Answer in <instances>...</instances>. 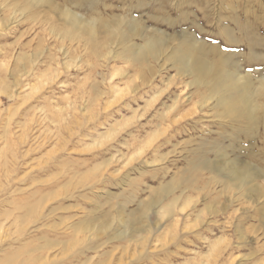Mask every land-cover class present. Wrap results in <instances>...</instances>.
<instances>
[{"label": "rangeland", "instance_id": "obj_1", "mask_svg": "<svg viewBox=\"0 0 264 264\" xmlns=\"http://www.w3.org/2000/svg\"><path fill=\"white\" fill-rule=\"evenodd\" d=\"M94 1L51 0L134 20L173 49L192 36L219 74L264 80V0ZM46 6L20 20L0 4V264H264L263 112L246 126L217 96L200 111L171 51L147 70L102 36L93 51L62 41ZM236 171L254 177L241 187Z\"/></svg>", "mask_w": 264, "mask_h": 264}, {"label": "bare ground", "instance_id": "obj_2", "mask_svg": "<svg viewBox=\"0 0 264 264\" xmlns=\"http://www.w3.org/2000/svg\"><path fill=\"white\" fill-rule=\"evenodd\" d=\"M69 3V5L75 9L85 7L89 10H92L95 7L94 0H69ZM0 4H2V6L4 7L6 6L7 9L8 7H10V11L12 10L13 15L20 18V20L25 18L26 12H30L32 9L41 6V4L47 5L51 8L50 11L58 13V16L60 17L59 19H61L65 24V31L62 32L55 31V29L51 27L52 25H50L51 34L56 36L58 39H61L62 41L69 40L71 42H76L77 44L84 42V46L87 45L88 48V45H90L92 47L91 50L93 51V48L98 47L99 42H101L99 41L100 37L102 36L104 40L107 41V43L111 46H120L121 53L123 54V58L125 61L130 62L131 64H135L136 66H143L147 70H152V67H150L152 65L151 61L158 62L162 55H167V53L171 51V55L165 58L164 62L172 60L175 65V70L180 73L181 76L186 75L190 77L191 82L188 84L190 87H194V92L192 93V96L195 94H199V100L194 104H198L197 108L200 111L207 108L209 103H212L214 97L217 96L218 98L216 106H228L231 112L229 116L231 118L240 120L246 126L255 125L258 119L257 114L260 112H263L264 114V110L262 108L264 102L261 101L264 99V80L259 84V87L257 89L251 90L249 82L244 78L236 75L234 76L227 74L224 71L219 74V71L215 67V65L208 63V61L201 59L199 56H195L198 53H203V51L205 50L207 51L208 46H206L205 43L203 44L197 41L192 36H186L183 38L176 37L171 39L170 41H176L178 44L177 47L173 49V47L169 45V42L165 43L168 40H165V37H163L161 33L154 30L152 33H149V31H147L145 28H140L134 20H126L125 22L121 20V23H118V19L113 20L111 22L101 21L100 18H92L90 20H85L76 12L70 10L69 7H66L68 5H63V9H58V6H54L51 0H0ZM41 15L42 14L38 15L37 17ZM26 18L30 19L32 21H30L31 23H34V21L36 22L37 20L34 14H30L29 16L27 15ZM47 19L45 18V20ZM7 23L13 24L16 23V20L14 22H12V20H7L3 24V27L5 29L8 26ZM133 38H139L141 40V44L131 43ZM182 45H184V47L188 49L183 48ZM155 75L151 74V76ZM143 83H145V80H143ZM236 88L246 95L240 96L237 93ZM236 94L239 95L240 102H238ZM259 100L261 102H259ZM178 107L179 101L178 98H176L173 104L167 108L166 114L164 113L165 116L163 117L165 119L168 118V116L173 111L177 110ZM164 114L162 113L161 115ZM162 134L163 133L157 135L160 136ZM200 165L203 166L204 163ZM231 175L234 176L233 179L237 181L241 187L244 185L245 179L250 181L254 177L253 174L246 173L245 178L239 179L237 177V175H239V171L233 172ZM162 191L164 192L165 196H168L169 194L173 193V190L170 186L165 187ZM175 200H173V202ZM37 213V210H33L32 212H30V214L34 215ZM143 216H145V214ZM25 231L26 226H21L18 235H22L21 232ZM26 254L28 255V253ZM27 262L28 261H25V263ZM25 263L20 262L19 264Z\"/></svg>", "mask_w": 264, "mask_h": 264}]
</instances>
